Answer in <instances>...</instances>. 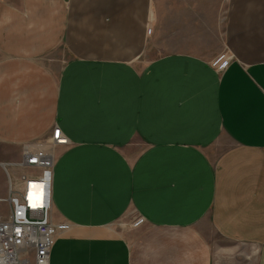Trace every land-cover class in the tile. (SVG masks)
Returning a JSON list of instances; mask_svg holds the SVG:
<instances>
[{
    "label": "crops",
    "instance_id": "0c3cea01",
    "mask_svg": "<svg viewBox=\"0 0 264 264\" xmlns=\"http://www.w3.org/2000/svg\"><path fill=\"white\" fill-rule=\"evenodd\" d=\"M55 126L51 264H264V0H0V163Z\"/></svg>",
    "mask_w": 264,
    "mask_h": 264
},
{
    "label": "built area",
    "instance_id": "2783aa9c",
    "mask_svg": "<svg viewBox=\"0 0 264 264\" xmlns=\"http://www.w3.org/2000/svg\"><path fill=\"white\" fill-rule=\"evenodd\" d=\"M231 60L225 54L213 66L223 71ZM40 143L25 146L21 161L0 163L8 183L7 196L0 198V264H51L57 235L65 230L52 219L53 180L55 150L68 139L55 126ZM14 168L25 171L18 181Z\"/></svg>",
    "mask_w": 264,
    "mask_h": 264
},
{
    "label": "rangeland",
    "instance_id": "374dc122",
    "mask_svg": "<svg viewBox=\"0 0 264 264\" xmlns=\"http://www.w3.org/2000/svg\"><path fill=\"white\" fill-rule=\"evenodd\" d=\"M222 29H218L219 31V41H220V32ZM221 54L225 55L226 51H221ZM221 55V56H223ZM70 56L69 54L64 50V48H60L57 51H55L54 53H52L49 57H47L45 59V63L47 64V66L55 73V75L57 76V78L59 79L61 72L63 71L65 65L69 62L70 60ZM53 131V130H52ZM52 135V132H51ZM51 137V136H50ZM49 139L48 137L43 138L41 141L47 140ZM37 142L31 146H35V145H39L41 144L40 142ZM3 147L0 145V151ZM24 147H21V151H23ZM5 158L7 160H15V162H19L21 161V159H19L17 157V152H7L5 153ZM5 159V160H6ZM1 161V160H0ZM25 171H21L19 169H12V173L15 174V178L18 181L19 180V176L21 174H23ZM8 194V183H7V178H6V174L5 171L3 169V167L0 165V198H3L5 196H7ZM4 206L0 204V208H3ZM138 215L135 212H129L127 213V215H125V217L119 221L116 225L115 228L118 229L121 233H123L124 235H126L127 237H131L133 235V231H134V225L135 222L137 221ZM218 246H225L226 244L219 241V239L217 240ZM244 253L245 251L242 250L241 248H239L238 254L236 256L237 262L238 264H255L254 263V258L253 260H247L246 258H244Z\"/></svg>",
    "mask_w": 264,
    "mask_h": 264
},
{
    "label": "bare ground",
    "instance_id": "6f19581e",
    "mask_svg": "<svg viewBox=\"0 0 264 264\" xmlns=\"http://www.w3.org/2000/svg\"><path fill=\"white\" fill-rule=\"evenodd\" d=\"M31 148H34V147H31Z\"/></svg>",
    "mask_w": 264,
    "mask_h": 264
}]
</instances>
